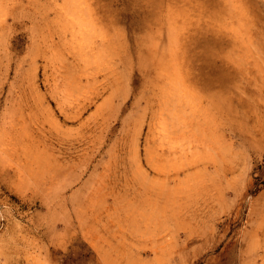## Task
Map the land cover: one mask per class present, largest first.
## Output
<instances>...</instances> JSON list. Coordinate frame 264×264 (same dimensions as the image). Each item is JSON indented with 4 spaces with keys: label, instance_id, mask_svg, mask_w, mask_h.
Instances as JSON below:
<instances>
[{
    "label": "rangeland",
    "instance_id": "374dc122",
    "mask_svg": "<svg viewBox=\"0 0 264 264\" xmlns=\"http://www.w3.org/2000/svg\"><path fill=\"white\" fill-rule=\"evenodd\" d=\"M0 264H264V0H0Z\"/></svg>",
    "mask_w": 264,
    "mask_h": 264
},
{
    "label": "bare ground",
    "instance_id": "6f19581e",
    "mask_svg": "<svg viewBox=\"0 0 264 264\" xmlns=\"http://www.w3.org/2000/svg\"><path fill=\"white\" fill-rule=\"evenodd\" d=\"M178 71V70H177ZM176 72V71H175ZM167 74H169V72L167 73ZM176 75V74H175ZM180 77V76H179Z\"/></svg>",
    "mask_w": 264,
    "mask_h": 264
}]
</instances>
